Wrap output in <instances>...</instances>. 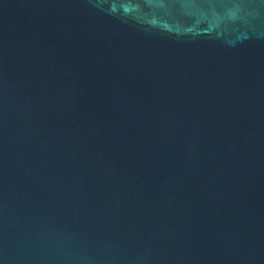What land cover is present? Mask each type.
Here are the masks:
<instances>
[{
  "label": "water",
  "instance_id": "water-1",
  "mask_svg": "<svg viewBox=\"0 0 264 264\" xmlns=\"http://www.w3.org/2000/svg\"><path fill=\"white\" fill-rule=\"evenodd\" d=\"M0 264H264V0H0Z\"/></svg>",
  "mask_w": 264,
  "mask_h": 264
}]
</instances>
